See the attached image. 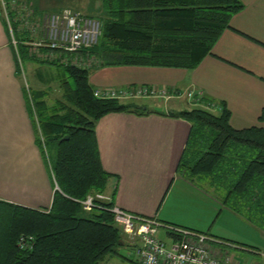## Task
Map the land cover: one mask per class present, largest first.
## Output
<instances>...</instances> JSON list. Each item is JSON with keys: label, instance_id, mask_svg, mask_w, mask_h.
I'll return each mask as SVG.
<instances>
[{"label": "trees", "instance_id": "1", "mask_svg": "<svg viewBox=\"0 0 264 264\" xmlns=\"http://www.w3.org/2000/svg\"><path fill=\"white\" fill-rule=\"evenodd\" d=\"M241 7L240 0H102V14L96 17L100 33L78 53L91 55L92 66L191 68ZM17 50L21 58L34 59L20 42ZM47 63L63 75L60 95L48 104L45 90L35 88L28 90V103L38 145L55 151L47 169L51 199L48 206L34 208L0 198V264H98L126 235L113 220L110 197L94 198L88 210L80 203L89 193L103 192L110 175L100 164L93 125L109 111L147 109L133 100L94 96L89 68ZM174 114L190 123L177 171L207 184L224 205L264 233V126L232 127L222 103L217 113L192 106ZM258 120L264 121V108ZM20 236L28 237L30 245L20 247ZM129 240L136 241L135 248L137 240Z\"/></svg>", "mask_w": 264, "mask_h": 264}, {"label": "crops", "instance_id": "2", "mask_svg": "<svg viewBox=\"0 0 264 264\" xmlns=\"http://www.w3.org/2000/svg\"><path fill=\"white\" fill-rule=\"evenodd\" d=\"M101 1L98 0L97 6L82 7L80 0H5L6 15L0 5V198L34 208L46 207L53 190L36 141L29 92L20 78L7 20L16 38L17 10H22L19 8L22 2L31 10V19L39 21L43 12L63 7L95 18L90 13H98L100 17ZM240 1L242 7L230 15L228 26L220 31L210 51L191 68L100 64L87 70V81L92 88L145 85L168 92V96L126 99L144 105L147 112L109 111L95 120L99 161L110 173L103 193L111 198L112 205L230 242L219 245L228 257L225 264L241 262H235L224 245L264 258L261 248L264 246L254 244L241 229L251 227L264 233L224 205L210 187L205 190L200 183L177 171L190 123L174 113L192 107L188 105L202 106L206 100L207 108L213 113H217L222 103L234 128L264 126V121L258 120L264 108V0ZM42 2L51 6L41 10ZM188 90L199 95L198 102L186 97ZM142 98L149 100L141 101ZM222 210L230 223L216 225V217ZM160 231L166 238L163 229ZM122 237L116 251L98 264H138L134 253L136 241ZM243 257V264L264 263L251 255Z\"/></svg>", "mask_w": 264, "mask_h": 264}, {"label": "built area", "instance_id": "3", "mask_svg": "<svg viewBox=\"0 0 264 264\" xmlns=\"http://www.w3.org/2000/svg\"><path fill=\"white\" fill-rule=\"evenodd\" d=\"M24 3L22 2L19 6L22 10H17L19 13L17 21L21 28L20 31L22 33L25 31L29 36L27 40L29 55L43 59L54 56L67 59L69 55H74L92 45L100 33L98 19L78 10L63 7L58 11L43 12L38 21L31 19V10L25 8ZM0 5L6 15L7 3L5 0H0ZM6 23L10 32V42L13 45L18 64H20L17 50L18 40L12 35L11 22L7 20ZM60 60L64 61V59ZM66 61L69 62L68 59ZM92 94L96 97L120 99L155 95L168 96V92L164 88L155 89L145 85L100 86L93 88ZM185 95L198 102L199 95L192 91L188 90ZM94 198L109 199V196L103 192L89 193L80 200L82 208L90 209ZM109 210L121 232L129 239L137 240L134 253L138 264H225L228 258L220 250L219 242L231 243L215 238L206 232L163 223L154 217L134 213L117 205L109 206ZM158 229H163L165 234L167 233V241L161 240L157 236ZM18 245L20 247L29 246L28 237L20 236Z\"/></svg>", "mask_w": 264, "mask_h": 264}, {"label": "rangeland", "instance_id": "4", "mask_svg": "<svg viewBox=\"0 0 264 264\" xmlns=\"http://www.w3.org/2000/svg\"><path fill=\"white\" fill-rule=\"evenodd\" d=\"M70 1V0H68ZM87 2V3H86ZM40 4V2L38 3ZM80 6L84 7L85 4L87 5H98V0H80ZM49 3L47 4V2H42L41 3V7H39V9H47L49 8ZM40 12V11H39ZM90 14H94V16L99 18V14L98 13H90ZM21 28L19 27L18 24V29L16 31V39H18V42H20L21 44H23L26 47V50L28 51V43L27 40L29 39L28 34L23 31V33L20 31ZM28 54V52H27ZM29 55V54H28ZM32 56L34 59H28L23 57L21 59V62L19 64V68H20V78L23 81V83L25 82L26 85L25 88H28V90L31 89H35V88H40L45 90L44 93V99L48 104L53 103V101L59 97L60 95V89H59V80L62 79L63 75L60 74V70L56 69L55 65H51L49 63H47V61H52V60H56V61H60L62 63H70L73 64L75 66H79L82 68H89L90 66H92V61L90 63V59H91V55H87L86 53H76L74 55H69L67 57V59L69 60L66 61V58H60L59 56H54L53 58H38L34 55H30ZM60 59H64V61H61ZM41 60H43L41 62ZM59 70V71H58ZM65 76V74H64ZM120 99V98H118ZM126 99H131V98H122L120 100L122 101H126ZM148 101V98H142L141 101ZM197 105V104H196ZM188 106H193V105H188ZM195 106V105H194ZM201 106V105H200ZM203 107H206L205 105H202ZM31 112V111H30ZM31 115L34 117V115L31 112ZM37 128V127H35ZM37 133L38 131L35 129V134L37 137ZM39 148L41 150V152L43 153V158H44V162H45V167L46 169H48V166L50 163L53 162L54 160V155H55V151L53 149V147L48 146V144L46 145V148L40 144ZM197 183V182H194ZM201 186L205 187V190H208V186L207 184H203L200 183ZM232 198V197H230ZM225 211L222 210L216 217V225H220V224H224L226 223H230V219L228 218V216H225L226 214H224ZM241 231L246 232V234L249 236V238L252 240V242H254V244H257L258 246H261L259 244H262V246H264V235L260 234L259 232H257L254 228H248V229H244L242 228ZM157 235L160 236L161 238H163L164 241H167L164 234H162V232L160 231V229L157 231ZM222 240V239H220ZM223 247H225V249H227L228 253L232 255V258L235 260V262H241L240 264H243V255L246 257H249V255H251V257H255L257 259H259V261L264 260V258L262 256L256 257V256H252L254 254L250 253V252H246L244 250H240L237 248H234L233 246H229V245H224ZM262 249H264V247H261ZM258 252V251H255ZM264 264V263H263Z\"/></svg>", "mask_w": 264, "mask_h": 264}, {"label": "water", "instance_id": "5", "mask_svg": "<svg viewBox=\"0 0 264 264\" xmlns=\"http://www.w3.org/2000/svg\"><path fill=\"white\" fill-rule=\"evenodd\" d=\"M62 138H66V135H64L63 137H60V139H62ZM56 187V185L54 186V188Z\"/></svg>", "mask_w": 264, "mask_h": 264}]
</instances>
